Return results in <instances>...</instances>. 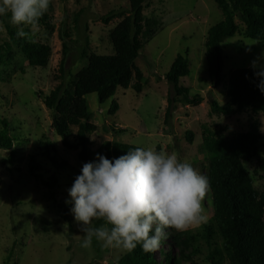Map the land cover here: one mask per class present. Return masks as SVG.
<instances>
[{
    "label": "rangeland",
    "instance_id": "1",
    "mask_svg": "<svg viewBox=\"0 0 264 264\" xmlns=\"http://www.w3.org/2000/svg\"><path fill=\"white\" fill-rule=\"evenodd\" d=\"M50 3L51 30L38 25L33 32L25 26L34 40L50 47L45 68L28 67L19 49L9 44L8 34L0 22V130L4 121L13 140L12 150L0 148V264H119L127 250L103 248L95 240L91 247H81L84 239L81 224L70 211L72 205L66 203L70 199L68 189L80 174L78 152L62 146L52 129L53 113L45 108L42 100L60 84L63 89L68 88L86 64L87 55L113 54L109 34L123 17L118 16L107 25L100 18L112 11L127 12L128 0H50ZM146 4L143 15L157 23L158 31L143 42L135 61L144 78L143 90L136 94L131 87L118 89L103 105L94 94L86 97L91 121L96 127L88 136L91 148L97 151L106 142L153 147L178 154L206 176L209 164L203 150L206 132L229 138L246 132L250 123L257 121L263 134L264 116L242 114L226 118L211 113L212 101L220 105L227 101L225 83L216 88L212 86L205 58L207 32L222 20L214 0H148ZM235 22L240 32L221 45L224 82L236 69H253V60L264 63V43L244 38V25L238 18ZM7 24L17 31L11 19ZM6 44L8 48L4 47ZM64 45L67 55L61 68ZM178 55L189 65V75L179 85L187 88L191 97L200 95L202 102L198 106H186L180 98L172 96L175 103L168 113L170 87L164 76ZM112 101L118 106L114 116L108 113ZM77 130L76 127L70 130L73 142ZM119 130L125 133L118 134ZM186 133L192 135L191 142ZM43 145H48V156L56 159L57 166L43 155ZM258 151L264 158V137ZM11 152L14 158L10 163L7 160ZM31 160L41 168L35 175L28 171ZM246 168L255 189L263 191L264 179L259 178L262 173H257L254 164ZM53 179L56 185L52 189L44 185ZM203 205L206 222L183 231L167 230L168 238L155 251L161 264L164 255L179 257L175 234L199 231L212 218L209 191ZM93 226H96L94 222ZM199 244L200 254L194 257V262L209 264L208 250L203 241ZM180 264L191 262L181 259Z\"/></svg>",
    "mask_w": 264,
    "mask_h": 264
},
{
    "label": "trees",
    "instance_id": "2",
    "mask_svg": "<svg viewBox=\"0 0 264 264\" xmlns=\"http://www.w3.org/2000/svg\"><path fill=\"white\" fill-rule=\"evenodd\" d=\"M148 0H128V10L124 13L110 12L100 18L107 25L116 17H123L110 32L109 40L113 54L109 56L90 54L86 56V64L72 78L70 86L63 89L58 85L48 96L43 98V105L53 113L52 129L61 139L62 146L67 150L77 151L79 173L84 163L93 161L96 154L107 158H118L135 146L123 143L106 142L93 151L88 136L96 131L91 121L86 97L94 94L100 105L111 100L118 89L127 90L131 87L140 94L144 86V78L135 61L143 48V42L151 39L158 31L157 23L147 19L143 11ZM221 11L222 20L212 26L205 42V58L208 78L213 87L225 83L227 101L220 105L212 101L211 113L222 117L250 114L264 116V93L256 86L259 82L253 69H236L230 72L226 82L222 78L223 53L222 43L233 38L240 32L235 18L244 25V38L264 43V0H214ZM51 3L38 25L51 30L49 12ZM11 14L0 16L8 34L9 44L19 49L28 67L45 68L50 57V47L36 40H28L17 36V31L7 24ZM25 31L30 32L28 29ZM31 34V32H30ZM32 35V34H31ZM7 47V44L4 46ZM9 47V46H8ZM7 47V48H8ZM63 62L67 55V47L63 48ZM9 50V49H8ZM189 75L187 60L178 55L169 71L164 76L170 87L167 99V112L172 109L175 100L180 98L186 106H198L202 97H191L189 90L179 85V81ZM132 81L134 84L131 85ZM173 96V97H172ZM118 110L112 101L108 113L114 116ZM0 148L12 150V138L8 136L7 126L1 121ZM76 127L75 142L71 140V128ZM118 134L125 133L119 130ZM264 134V130H263ZM257 121H252L244 133L223 137L215 132H206L203 139V150L208 156L209 164L206 177L209 181V193L213 215L201 230L179 232L174 235L175 245L179 247V257L164 255L162 264H180L181 259L195 264L194 257L200 254V241L208 250L209 264H264V190L255 189L253 180L246 165L254 164L260 179H264V158L259 155L258 146L264 135ZM188 142L192 135L186 133ZM43 155L50 159L55 167L57 161L48 156V145H43ZM14 158L11 152L7 161ZM62 168V166H60ZM41 168L33 160L29 164V174ZM52 183V184H50ZM52 189L56 180L45 182ZM98 227L103 220H95ZM186 251V253H185ZM119 264H161L155 257V251L145 253L141 247L128 251Z\"/></svg>",
    "mask_w": 264,
    "mask_h": 264
},
{
    "label": "clouds",
    "instance_id": "3",
    "mask_svg": "<svg viewBox=\"0 0 264 264\" xmlns=\"http://www.w3.org/2000/svg\"><path fill=\"white\" fill-rule=\"evenodd\" d=\"M50 0H0V16L11 14L17 36L31 41L25 31L37 29ZM264 55V54H262ZM257 87L264 93V63L252 61ZM209 181L176 153L137 146L118 158L96 154L83 164L68 189L66 203L81 224L87 249L95 240L103 248L154 252L168 238V229L186 230L207 220L203 201ZM103 220L100 226L93 221Z\"/></svg>",
    "mask_w": 264,
    "mask_h": 264
}]
</instances>
